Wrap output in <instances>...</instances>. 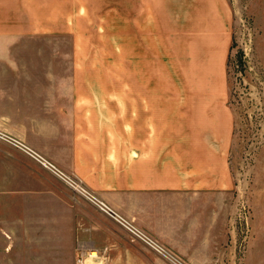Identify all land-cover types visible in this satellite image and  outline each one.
Instances as JSON below:
<instances>
[{
  "label": "crops",
  "instance_id": "obj_1",
  "mask_svg": "<svg viewBox=\"0 0 264 264\" xmlns=\"http://www.w3.org/2000/svg\"><path fill=\"white\" fill-rule=\"evenodd\" d=\"M17 5L0 9V264H75L78 242L104 264L223 248L237 200L226 98L155 96L147 78L128 97L81 95L75 50L23 42L70 32L27 31Z\"/></svg>",
  "mask_w": 264,
  "mask_h": 264
},
{
  "label": "rangeland",
  "instance_id": "obj_2",
  "mask_svg": "<svg viewBox=\"0 0 264 264\" xmlns=\"http://www.w3.org/2000/svg\"><path fill=\"white\" fill-rule=\"evenodd\" d=\"M8 3L11 12L27 11V31L70 32L23 42L43 52L75 50L81 95L128 97L147 78L155 96L226 98L234 119L233 233L210 256L206 249L176 259L264 264V0H4L0 9ZM27 3L35 22L58 24H30Z\"/></svg>",
  "mask_w": 264,
  "mask_h": 264
},
{
  "label": "built area",
  "instance_id": "obj_3",
  "mask_svg": "<svg viewBox=\"0 0 264 264\" xmlns=\"http://www.w3.org/2000/svg\"><path fill=\"white\" fill-rule=\"evenodd\" d=\"M10 142L12 144L22 148V150H23V146L21 143L15 141V140H10ZM71 185L74 186L75 189L83 192V189L81 188L80 185H78L76 183H71ZM135 235L137 237H139L140 239H143L146 242H149V243L151 242V239L148 238L144 234L135 233ZM158 250L164 251L161 248H158ZM103 254H104V251H100V250L94 248L91 244H88L85 242H78L77 246H76L75 264H104V262L101 260V257ZM173 259H175V258H173ZM175 261H177V259H175ZM177 264H183V263L177 261Z\"/></svg>",
  "mask_w": 264,
  "mask_h": 264
},
{
  "label": "bare ground",
  "instance_id": "obj_4",
  "mask_svg": "<svg viewBox=\"0 0 264 264\" xmlns=\"http://www.w3.org/2000/svg\"><path fill=\"white\" fill-rule=\"evenodd\" d=\"M50 165V164H49Z\"/></svg>",
  "mask_w": 264,
  "mask_h": 264
}]
</instances>
